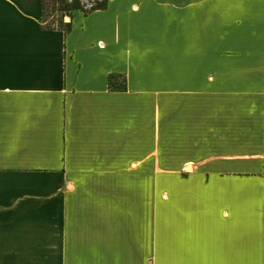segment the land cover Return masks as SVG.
<instances>
[{"label": "crops", "instance_id": "crops-1", "mask_svg": "<svg viewBox=\"0 0 264 264\" xmlns=\"http://www.w3.org/2000/svg\"><path fill=\"white\" fill-rule=\"evenodd\" d=\"M42 3L0 0V264H264V0Z\"/></svg>", "mask_w": 264, "mask_h": 264}, {"label": "rangeland", "instance_id": "rangeland-1", "mask_svg": "<svg viewBox=\"0 0 264 264\" xmlns=\"http://www.w3.org/2000/svg\"><path fill=\"white\" fill-rule=\"evenodd\" d=\"M59 0H45V16H44V26L46 27H56L59 25L61 21L62 24L67 23L69 21V14L72 15L73 10H65L61 12H57L54 9L59 8L58 6ZM80 4V9L83 12H87L90 8L96 3H99L101 0H76ZM67 5L71 6L74 3V0H64ZM158 193V187H153V194Z\"/></svg>", "mask_w": 264, "mask_h": 264}, {"label": "trees", "instance_id": "trees-1", "mask_svg": "<svg viewBox=\"0 0 264 264\" xmlns=\"http://www.w3.org/2000/svg\"><path fill=\"white\" fill-rule=\"evenodd\" d=\"M63 1L64 0H59L58 1V5H59L58 7L59 8L54 9L55 11H57V12H61V11H65V10H73V11H75V10H79L81 8L80 7V4L76 0H74L73 5H71V6L67 5ZM107 1L108 0H101L99 3H96V5L92 6L89 11L103 9L106 6ZM55 2H56V0H55ZM42 7H43V18H42V22L44 23L45 0H43ZM68 16L70 18L71 17V14H69ZM56 27L59 28V29H61L64 32H66L69 29V22L62 24V22L60 21L59 22V25H57ZM49 28H55V27H49ZM113 79H114L113 76H110L108 78L109 86H113L114 85V80Z\"/></svg>", "mask_w": 264, "mask_h": 264}, {"label": "built area", "instance_id": "built-area-1", "mask_svg": "<svg viewBox=\"0 0 264 264\" xmlns=\"http://www.w3.org/2000/svg\"><path fill=\"white\" fill-rule=\"evenodd\" d=\"M69 22V21H68Z\"/></svg>", "mask_w": 264, "mask_h": 264}]
</instances>
